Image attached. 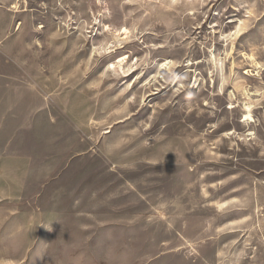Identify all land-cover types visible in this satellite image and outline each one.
Returning a JSON list of instances; mask_svg holds the SVG:
<instances>
[{"label": "rangeland", "instance_id": "1", "mask_svg": "<svg viewBox=\"0 0 264 264\" xmlns=\"http://www.w3.org/2000/svg\"><path fill=\"white\" fill-rule=\"evenodd\" d=\"M0 264H264V0H0Z\"/></svg>", "mask_w": 264, "mask_h": 264}, {"label": "bare ground", "instance_id": "2", "mask_svg": "<svg viewBox=\"0 0 264 264\" xmlns=\"http://www.w3.org/2000/svg\"><path fill=\"white\" fill-rule=\"evenodd\" d=\"M121 34H122V35H125L124 38H126V37H127V34H128V30H127L126 28H123ZM235 34H236V32L233 33L232 36H234ZM124 38H123V39H124ZM249 59H250L251 62L254 64V66H256L257 68H260L259 64L255 61V59H254L253 56H250ZM123 60H124V58L121 59L120 61H123ZM168 64H169V63L164 64V65L166 66V65H168ZM246 111H247V113L244 115L243 121L246 122V123H249V122L252 121L251 111H250L249 107H246Z\"/></svg>", "mask_w": 264, "mask_h": 264}, {"label": "flooded vegetation", "instance_id": "3", "mask_svg": "<svg viewBox=\"0 0 264 264\" xmlns=\"http://www.w3.org/2000/svg\"><path fill=\"white\" fill-rule=\"evenodd\" d=\"M216 89H217V85H216ZM225 91H227V92H228V90H225Z\"/></svg>", "mask_w": 264, "mask_h": 264}]
</instances>
